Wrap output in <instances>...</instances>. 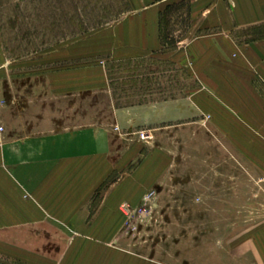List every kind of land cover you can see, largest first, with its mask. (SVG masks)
Wrapping results in <instances>:
<instances>
[{
	"label": "crops",
	"instance_id": "crops-1",
	"mask_svg": "<svg viewBox=\"0 0 264 264\" xmlns=\"http://www.w3.org/2000/svg\"><path fill=\"white\" fill-rule=\"evenodd\" d=\"M125 1L128 13L103 30L108 54L142 59L177 46L175 57L182 63L192 59L212 65L196 72L203 80L198 93L214 96L215 131L249 156L261 181L264 0ZM68 67L7 76L5 105L0 106V230L56 229V236L65 238L109 239L117 233L111 223L121 220L118 208L125 192L141 191L142 175L148 174L133 167L145 146L134 136L115 133V121L106 115L113 112L118 123L132 125L159 117V108L99 104L93 66ZM173 105L159 106L168 121ZM95 107L106 112L105 118L95 121ZM92 242H86L96 249L88 255L91 264H140L129 254ZM73 250L72 245L65 252ZM244 254H249V264H264V221L249 234Z\"/></svg>",
	"mask_w": 264,
	"mask_h": 264
},
{
	"label": "rangeland",
	"instance_id": "rangeland-1",
	"mask_svg": "<svg viewBox=\"0 0 264 264\" xmlns=\"http://www.w3.org/2000/svg\"><path fill=\"white\" fill-rule=\"evenodd\" d=\"M128 9L125 0H0V106L9 74L92 65L95 102L159 108V117L132 125L106 115L115 133L136 137L146 150L133 167L148 175L141 191L125 192L121 220L111 223L117 233L81 240L56 229L0 230V264H91V241L140 264H249L244 252L264 221V185L249 156L215 131L214 96L198 93L196 72L212 65L182 63L177 46L142 59L109 55L103 30ZM165 102L174 103L172 121L159 107ZM105 114L94 108L95 121Z\"/></svg>",
	"mask_w": 264,
	"mask_h": 264
},
{
	"label": "built area",
	"instance_id": "built-area-1",
	"mask_svg": "<svg viewBox=\"0 0 264 264\" xmlns=\"http://www.w3.org/2000/svg\"><path fill=\"white\" fill-rule=\"evenodd\" d=\"M3 132H4V127L0 126V134H2ZM261 181H262V183H264V178Z\"/></svg>",
	"mask_w": 264,
	"mask_h": 264
}]
</instances>
